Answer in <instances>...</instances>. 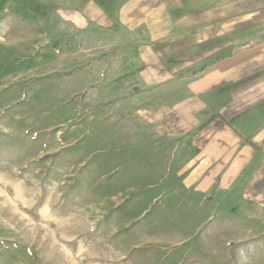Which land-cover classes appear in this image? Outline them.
Here are the masks:
<instances>
[{
	"label": "rangeland",
	"instance_id": "rangeland-1",
	"mask_svg": "<svg viewBox=\"0 0 264 264\" xmlns=\"http://www.w3.org/2000/svg\"><path fill=\"white\" fill-rule=\"evenodd\" d=\"M191 3L0 0V264H264V217L193 199L157 151L140 55L185 59Z\"/></svg>",
	"mask_w": 264,
	"mask_h": 264
},
{
	"label": "crops",
	"instance_id": "crops-1",
	"mask_svg": "<svg viewBox=\"0 0 264 264\" xmlns=\"http://www.w3.org/2000/svg\"><path fill=\"white\" fill-rule=\"evenodd\" d=\"M206 1L192 0L185 59L141 53L144 103L181 191L237 218L264 217V0H239V10ZM164 35L163 47L173 36Z\"/></svg>",
	"mask_w": 264,
	"mask_h": 264
}]
</instances>
